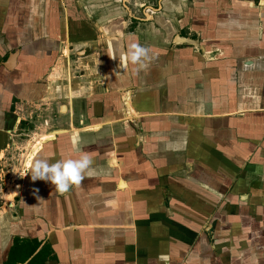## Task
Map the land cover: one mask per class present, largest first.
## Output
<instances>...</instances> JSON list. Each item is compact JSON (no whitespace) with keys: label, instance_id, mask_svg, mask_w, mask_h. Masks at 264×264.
Masks as SVG:
<instances>
[{"label":"crops","instance_id":"0c3cea01","mask_svg":"<svg viewBox=\"0 0 264 264\" xmlns=\"http://www.w3.org/2000/svg\"><path fill=\"white\" fill-rule=\"evenodd\" d=\"M42 104L0 264H264V0H0V151Z\"/></svg>","mask_w":264,"mask_h":264},{"label":"rangeland","instance_id":"374dc122","mask_svg":"<svg viewBox=\"0 0 264 264\" xmlns=\"http://www.w3.org/2000/svg\"><path fill=\"white\" fill-rule=\"evenodd\" d=\"M65 46L72 50L70 58L74 67L79 65V63L77 64L76 51L68 44ZM31 110L36 113L31 120L32 123L27 122L22 125L11 136V140H8L7 147L0 151V210L2 211L8 210L6 204L18 194V186H20L23 170L28 164L27 160L30 154L32 156L35 153L33 151L38 150V147L35 148V146L41 142L47 132L54 130L57 126V120L54 119L56 114L51 105L42 104Z\"/></svg>","mask_w":264,"mask_h":264},{"label":"clouds","instance_id":"9594fccd","mask_svg":"<svg viewBox=\"0 0 264 264\" xmlns=\"http://www.w3.org/2000/svg\"><path fill=\"white\" fill-rule=\"evenodd\" d=\"M149 50L138 43H130L123 53L128 62L143 67L142 61L147 58ZM92 161L88 155H81L78 159L58 160L49 163L47 160L36 159L30 169L32 181L42 180L50 182L57 193H65L70 187L78 185L84 179V172Z\"/></svg>","mask_w":264,"mask_h":264}]
</instances>
